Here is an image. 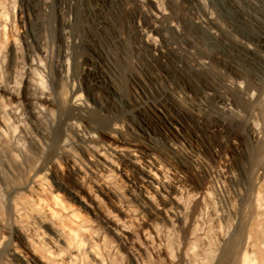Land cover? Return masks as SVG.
<instances>
[{"label":"rangeland","instance_id":"obj_1","mask_svg":"<svg viewBox=\"0 0 264 264\" xmlns=\"http://www.w3.org/2000/svg\"><path fill=\"white\" fill-rule=\"evenodd\" d=\"M158 1L176 23H185L189 35L203 33L192 22L197 10L210 4L219 12L232 7L231 0ZM239 1L242 11H249L247 0ZM91 2L0 0V81L7 84L0 91V115L6 120V126L0 124L1 246L28 253L29 238L15 226L14 202L37 191L34 179L40 175L83 218L91 234L83 246L93 245L105 264H239L245 249L249 264H264V179L255 169L264 162V136L252 138L248 124L231 122L217 108L216 99L226 93L220 80L185 79L177 65L153 55L139 40L124 0L115 1L102 26ZM258 11L264 18V7ZM166 34L177 45V33ZM64 49L70 52L72 76L56 61ZM87 55L101 62L109 84L83 71ZM208 87L216 96L206 94ZM74 90L82 94L80 105L72 102ZM143 99L166 120L181 122L182 135L152 118ZM200 100L207 104L203 109L197 108ZM72 122L93 136L111 164L95 154L89 160ZM127 143L141 145L142 160L160 182L111 152V146ZM69 159L87 174L94 168L109 174L115 192L82 179ZM256 194L260 201L255 202ZM125 203L138 213L136 220L126 215ZM123 225L131 231L127 235L120 233ZM35 226L30 235L40 237L42 246L54 253L64 249L49 239V225ZM160 246H167L168 254H159ZM8 250L0 248V264H6Z\"/></svg>","mask_w":264,"mask_h":264},{"label":"bare ground","instance_id":"obj_2","mask_svg":"<svg viewBox=\"0 0 264 264\" xmlns=\"http://www.w3.org/2000/svg\"><path fill=\"white\" fill-rule=\"evenodd\" d=\"M91 1L90 10L102 26L107 21V12L114 11L113 6L116 0ZM231 2L232 7L237 9V14L231 10L232 7L224 5L223 12H219L221 9L213 10V4L194 12L192 22L202 28L203 33H194L191 34L192 36L187 32L185 23L181 19H178L176 23L172 16L174 13L168 12L158 0H124L125 9H123L129 15L130 21L133 24L135 22L141 43L163 62L177 65V69L185 79L190 78L196 81L199 78L198 75H202L220 80L226 93L216 99L217 108L228 113L231 116V122L248 124L250 136L259 139L264 136V77L262 76L264 74V18L258 9L261 6L264 7V0H247L250 9L246 12L242 11L241 1L231 0ZM167 30L177 33V45L170 41L166 34ZM24 33L29 36L27 30ZM154 34L160 36V41ZM69 53L67 49H64L60 52V58L56 59L61 66V72L66 76H72ZM91 56L87 55L82 60L83 71L93 74L97 83H108L110 77L104 71L105 68L98 59ZM33 63L38 64L37 61ZM6 85L0 81V91L6 90ZM206 94L216 96L211 87H208ZM39 98L48 100L43 95ZM82 101V94L74 90L72 102L80 105ZM142 102L152 118L162 119L167 127L177 129L178 136L182 135L181 122L178 121L176 126L174 122L163 117L162 111L152 101ZM206 106L203 100L197 103L198 109ZM256 119L261 120L262 124L259 125ZM0 124L6 126V120L1 115ZM72 125L81 131L80 149L89 160L93 161L91 156L95 154L102 157L104 162L111 164L110 160L103 156L102 149L94 143L93 136L82 132L75 122H72ZM140 148L141 145L137 143L110 147L112 153L125 156L128 161L140 165L151 180L160 182L161 176L142 160L144 156L140 153ZM67 161L73 170L79 172L82 179L93 186L112 192L115 190L109 174L97 168L91 169L92 173L87 174L74 160ZM146 162L150 161L146 159ZM255 166L259 178L264 179V162ZM34 183L37 191L27 198L21 197L16 200L13 211L17 220L15 226L29 238L30 249L26 253L14 245L1 246L4 236L0 232L1 250L9 248L5 263L11 264V259L16 258L20 260V264H105L99 259V254H95L93 245H88L86 249L83 246L84 238L91 236L83 218H80L81 216L70 206L65 205L58 193L47 188L43 177L37 175ZM259 197V194H256L255 202L260 201ZM123 207L130 220L137 219L136 210L126 203ZM37 223L41 226H50L53 236L49 239L54 244L61 242L64 248L62 251L54 253L42 246L44 244H41L40 237L30 235V230H37L38 227L35 226ZM129 232L131 231L126 225L120 228L121 234L127 235ZM155 249L159 254L169 252L167 246ZM245 250L240 254L239 264H249V256ZM88 253L94 257L95 262H90L86 256ZM136 264L146 263L141 261ZM157 264L163 263L159 260Z\"/></svg>","mask_w":264,"mask_h":264}]
</instances>
